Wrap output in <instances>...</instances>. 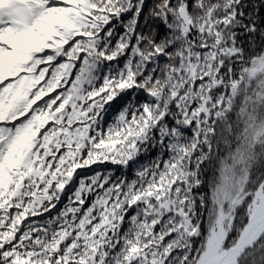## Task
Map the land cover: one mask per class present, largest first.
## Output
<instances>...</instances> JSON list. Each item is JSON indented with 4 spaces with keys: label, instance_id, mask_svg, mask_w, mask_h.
<instances>
[{
    "label": "snow or ice",
    "instance_id": "1",
    "mask_svg": "<svg viewBox=\"0 0 264 264\" xmlns=\"http://www.w3.org/2000/svg\"><path fill=\"white\" fill-rule=\"evenodd\" d=\"M0 264H264V0H0Z\"/></svg>",
    "mask_w": 264,
    "mask_h": 264
}]
</instances>
